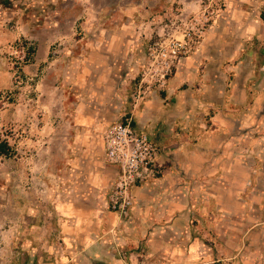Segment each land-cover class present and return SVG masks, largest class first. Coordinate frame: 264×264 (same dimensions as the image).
Instances as JSON below:
<instances>
[{"label": "rangeland", "instance_id": "rangeland-1", "mask_svg": "<svg viewBox=\"0 0 264 264\" xmlns=\"http://www.w3.org/2000/svg\"><path fill=\"white\" fill-rule=\"evenodd\" d=\"M82 55L104 57L98 136L130 119L157 158L127 217L107 183L61 252L70 180L44 140ZM0 139V264H264V0H0Z\"/></svg>", "mask_w": 264, "mask_h": 264}, {"label": "crops", "instance_id": "crops-1", "mask_svg": "<svg viewBox=\"0 0 264 264\" xmlns=\"http://www.w3.org/2000/svg\"><path fill=\"white\" fill-rule=\"evenodd\" d=\"M70 7V5H62L64 9L70 10ZM85 52L87 53L86 49ZM100 58L104 59V57ZM100 58L82 55L69 61L74 81L78 83L77 86L80 87L83 82L88 85H85L83 89H78L80 96L77 102L70 111H64V113L69 112L68 115L59 116L60 120L57 119L51 124L49 127L51 133L44 140L49 143L45 152L60 156L59 159H61L63 167L62 174L64 176L67 174L68 180L71 181L70 189L66 188L70 181L65 182L66 185L63 186L66 191L71 190V194L62 195L57 204L63 227L62 234L65 242L70 246L59 247L61 252L73 250L72 247L82 241L81 238L84 237L81 234L83 225L93 222L91 217L87 216L85 206L87 203L95 201L102 186L108 183L106 186L111 188L117 172L116 168L108 164L107 161L109 167L106 166L102 134L98 136V131L103 127L99 110L103 108L102 97L105 95L96 93L90 84L92 82L97 87L96 80L93 79L102 70L99 66L102 63ZM87 97L92 101L88 102L90 99ZM230 121L233 123L232 119ZM221 124H226L225 118L221 117ZM99 144L102 150L99 149ZM223 152V156H225L226 151ZM225 168V170H229L230 166Z\"/></svg>", "mask_w": 264, "mask_h": 264}, {"label": "built area", "instance_id": "built-area-1", "mask_svg": "<svg viewBox=\"0 0 264 264\" xmlns=\"http://www.w3.org/2000/svg\"><path fill=\"white\" fill-rule=\"evenodd\" d=\"M102 144L106 161L117 171L106 206L127 217L135 203L133 188L153 177L156 147L145 133L135 129L130 119L107 125Z\"/></svg>", "mask_w": 264, "mask_h": 264}, {"label": "trees", "instance_id": "trees-1", "mask_svg": "<svg viewBox=\"0 0 264 264\" xmlns=\"http://www.w3.org/2000/svg\"><path fill=\"white\" fill-rule=\"evenodd\" d=\"M15 152L8 141L0 139V158H10L15 155Z\"/></svg>", "mask_w": 264, "mask_h": 264}]
</instances>
